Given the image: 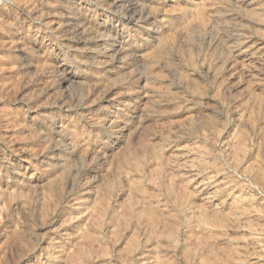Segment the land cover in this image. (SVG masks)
<instances>
[{
    "label": "rangeland",
    "instance_id": "1",
    "mask_svg": "<svg viewBox=\"0 0 264 264\" xmlns=\"http://www.w3.org/2000/svg\"><path fill=\"white\" fill-rule=\"evenodd\" d=\"M0 264H264V0H0Z\"/></svg>",
    "mask_w": 264,
    "mask_h": 264
}]
</instances>
